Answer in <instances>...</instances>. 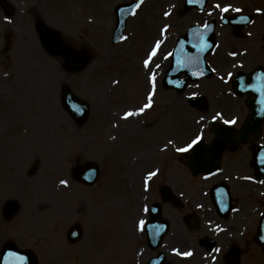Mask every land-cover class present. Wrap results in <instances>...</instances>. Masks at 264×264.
Masks as SVG:
<instances>
[{
	"label": "rangeland",
	"instance_id": "1",
	"mask_svg": "<svg viewBox=\"0 0 264 264\" xmlns=\"http://www.w3.org/2000/svg\"><path fill=\"white\" fill-rule=\"evenodd\" d=\"M9 1L16 7L13 17H6L0 7V252L5 243L15 242L21 248L33 250L39 264H143L140 254L146 261L162 246L151 251L145 235L136 230V224L146 217L143 207L161 202V197L159 188H153L151 193L143 189L139 173L132 176L138 183L134 187L127 174L129 161L120 154L117 162L118 154L110 153V149L115 150L111 147H115L112 141L117 135L115 124L122 127L119 135L127 137L144 132L140 126L143 120L153 121L158 130L164 128V140L172 139L180 147L201 128L209 139L207 121L217 112L226 119L236 116L238 121L243 120L246 115L243 101L233 96L232 79L229 82L224 79L230 71L235 75L238 70L250 71L258 64L264 65L261 40L251 43L248 40L256 34L253 29L256 26H251L252 33L245 39L233 36L227 27H217L220 45L209 57L216 73L198 82L202 86L200 93L209 100L205 113L188 102V92L194 89H188L182 99L176 91L161 89L168 62L160 54L170 51L177 36L190 24L221 15L214 4L238 3L231 5L242 9L245 2L211 0L206 11L194 10L179 16L180 0H144L137 14L128 21V39L112 45L115 6L130 0ZM166 11L170 13L167 17ZM260 19L258 16L255 23ZM38 20L58 30L67 47L90 55L84 70H70L62 54L51 55L45 49L36 29ZM164 25L169 27L162 37L160 29ZM165 37L169 38L168 42H164L155 58L161 64L156 70L159 89L154 96L155 105L128 123L122 118L123 112L141 106L140 100L148 91V85L143 82L142 60L155 40ZM232 52L236 55H230ZM65 86L90 104V117L83 125L76 123L62 105ZM201 116L206 119L198 125ZM131 126L139 127L140 133H134ZM159 133L145 131L144 135L146 144L156 149L152 169L159 167L164 172L160 182L176 183L175 192L189 201L190 208L196 209L206 222L215 216L208 209H213L208 189L216 180L233 182L237 210L227 220L216 219L217 225H225L233 238L247 237L240 240L247 249L243 264H264V253L254 242L264 208V183L254 177L249 165L250 146L241 149L235 160L225 158L218 177H198L192 181L189 170L179 162V155L171 154L174 147L169 146L168 153L162 152L159 149L162 144L158 148L150 138ZM261 141L264 142V131ZM105 145L110 147L109 151ZM103 153L105 157L101 156ZM160 157L164 158V167H160L163 162ZM88 161L101 164L100 178L104 176V180L85 190L69 173ZM61 180L69 185L61 184ZM10 198L16 199L20 208L6 219L3 204ZM72 207L77 208L73 216ZM200 207L203 209H197ZM74 222L81 223L84 236L70 244L66 232ZM205 230H209L206 225ZM171 231L162 250L172 264H188L168 251L181 243L176 235L177 221L172 220ZM180 236L182 241L190 238L187 234ZM190 246H182L181 251Z\"/></svg>",
	"mask_w": 264,
	"mask_h": 264
},
{
	"label": "flooded vegetation",
	"instance_id": "2",
	"mask_svg": "<svg viewBox=\"0 0 264 264\" xmlns=\"http://www.w3.org/2000/svg\"><path fill=\"white\" fill-rule=\"evenodd\" d=\"M243 1L245 2V6L243 7L242 12L252 14L253 20L244 27V36L242 38L245 39L248 35H250L249 33H252V31H251V29L253 28V27H251L252 25L256 26L255 28H253L256 30V34H253L252 37H250L248 40H250V43H251V42H257V39H260L261 40L260 42H262L261 47H263V49H264V17L262 15V13L264 11V0H243ZM258 16H260L261 19L258 20L257 23H255ZM204 79H206V78H204ZM198 82L188 84L186 91H188V89H194V90H191L189 92H192V93L200 92L201 84L199 85ZM161 85H162V83H161ZM161 89L163 91H176L175 89H167V88L163 87V85H162ZM201 89H202V86H201ZM177 94L179 96L183 95V93L180 94L178 92H177ZM140 101L142 103H145L146 102V96L144 97L143 100H140ZM123 105L124 104H122L121 106H123ZM243 105L247 111L246 105L244 103H243ZM243 105L241 104V106H243ZM150 110H151V108L145 110V112L150 111ZM126 111H130V110H125L123 112V114ZM226 112H227V110H226ZM144 113H142L140 115H143ZM132 117H133L132 119H130L131 117H129L128 119H124V120H126L128 123H130V122L136 121V119H138L140 116L136 115V116H132ZM243 122H244V118H243V120H240V121L237 120V123L235 124V126L240 127L243 124ZM153 123H154L153 121L143 120L142 123L140 124V126L144 128V132L141 133V135H139V136L133 135V136H127V137H122L119 135L121 130H122V127H120L119 123H116L115 128H116L117 135L112 137V141L115 145V147L113 146V148L115 149L114 153L118 154V158H120V154H122L129 161L127 174L129 176L128 179L129 180L131 179V182H133L132 185L134 187H137L138 183L135 182L136 180L132 179V176H135L138 173L141 174L140 177H141V181H142V186L145 187L144 182H145V179L147 178L148 172H150V171H156L157 172V175L155 177H152L150 180H148L146 192L151 193L153 188L154 189L159 188V194L161 197L160 203H161L162 214L168 218L170 225H171V229H172V220L178 222V231H177L176 235L181 240L180 245L177 244L176 245L177 247L174 246L168 251H170V253H173L179 259H181L182 263H188V264H214L216 262L213 261V257H216L218 259V261L221 262L222 264H226L225 256L228 253V251L231 248H233L234 246H235V248H237V250L242 251V256L245 255L247 252V249L240 242V240H243L247 237H241L240 236V239L233 238L231 235L232 231H228V229L225 225H223V224L217 225L219 222H217L216 219L227 220L229 218L222 219L214 211L215 216H213V220H212L213 222L212 221L206 222V220H204V218H202L199 230L193 231V230H195L194 225L191 224V226H190V224L187 223V220L189 219V215L193 214V212H196L197 210L194 208H190V202L185 201L182 198H180V199H182V202L180 200H177V202H175V203H173L171 201L164 202V200L162 199L163 198L162 190L164 189V184L162 182H160L164 178V172L161 171V169L159 167H155L152 169V166H151L152 165V158H153L154 153H156V149H154L153 145L146 144L147 140L145 138L144 133H145V131H148L149 133H153L154 130L160 132L159 135H156L155 137L150 136V138L155 141L158 148L162 144V146L159 148L162 152L165 151L166 153H168L167 150L169 149V146H172V145H168L167 147H165L167 145L166 144L164 146V143H167V141L164 140V128H160L158 130V126L154 125ZM207 123H208V125L210 124L209 120L207 121ZM131 127H132L131 130L133 129L134 133H140L139 127H135V126H131ZM208 131H209V135H211V137L207 140L210 141L212 139V133L209 130V126H208ZM158 142H162V143H158ZM124 145H126V146H124ZM245 146H246V144H238V148L236 151L226 152L223 156V163H224L225 158H227L228 156L231 157L233 160H235V158H237L238 153ZM127 149L129 150V152H127ZM176 153H177V155H179L178 160L181 163L180 159L182 157V153L180 154V153L175 151V148L174 149L172 148L171 154H173V156H174ZM101 156L104 157V153L101 154ZM160 158L163 160L160 167H164V158L163 157H160ZM181 164L183 166L187 167L185 164H183V163H181ZM221 166L223 168V164ZM221 166H220L219 172L213 176H210L209 178L214 177V176L218 177L220 175V173L222 172ZM74 170L75 169L73 168L71 174L69 173L70 177H72V178L75 177V171ZM118 170H120V169H118ZM188 170L191 174V177L193 178L192 181H194L198 177H202L203 179L207 178V176H205V175L195 177L192 175V171L189 168H188ZM99 179H100V177H99ZM217 182H218V180H216L214 183H217ZM227 182L230 185V190H231L232 196L234 198L233 199L234 206L231 210V213H232L233 211L237 210L236 209L237 208V206H236L237 200L233 194L234 193L233 189H235V187H234L233 182L230 183L228 180H227ZM80 184L82 187H84V189L87 187V185H85L84 183H80ZM173 184L169 183V185L172 187V189L177 192L178 186L176 183H173ZM209 190H210V188L208 189V192H209ZM153 204H154V202H151L150 205L146 206L148 208V211L143 210V213L145 212V214H146V217H144V219H142L145 222L143 229L141 230L140 226L138 227L136 225V229H139L141 234H143L145 236H146L145 224L150 219V209H151V206ZM144 205H147V204H144ZM173 208L175 211L173 210ZM143 209H144V207H143ZM208 209H209L210 213H212V209H210V208H208ZM231 213H230V215H231ZM4 216H5V213H4ZM205 225L208 226L209 230L204 231ZM180 233L187 234V235H189L190 238L188 240L183 238V241H182V236H180ZM205 236H210L211 238H213L215 240L214 247H213V249H211L212 251L209 250L210 243L208 244L206 242L201 241V239L204 238ZM164 245H165V241H164ZM185 245H188V246L191 245V246L189 248H186L185 251H181V247L185 246ZM217 248H219L221 251L220 252H214L213 250L217 249ZM173 249H177L180 252L190 251L192 253V255L189 257L177 255L173 251ZM164 254H165V252H164ZM165 256H166V260H165L164 264H170V263L172 264V262L169 261L168 256L166 254H165ZM196 259H200V260L196 261ZM185 260H188L189 262H187ZM242 261H243V258H242ZM175 262H176V259H175ZM241 264H242V262H241Z\"/></svg>",
	"mask_w": 264,
	"mask_h": 264
},
{
	"label": "water",
	"instance_id": "3",
	"mask_svg": "<svg viewBox=\"0 0 264 264\" xmlns=\"http://www.w3.org/2000/svg\"><path fill=\"white\" fill-rule=\"evenodd\" d=\"M207 0H205L206 3ZM204 4H199V3H194V4H189L186 3L185 10H188L196 5L203 7ZM0 4L5 8V9H11V5L7 2V0H0ZM133 6V4L130 5H122L120 6L119 10L121 8L124 9H130ZM11 13V11H9ZM120 13V11H119ZM130 14L129 11L120 14L119 16V21L118 25L114 31V42L119 41L117 39L118 36L124 35V29L126 26V19L128 15ZM230 20H226V22H229ZM213 24L211 27V32L208 37V43H210L212 46H214V40H213V33H212V28ZM194 28L190 29V32H192ZM45 31V30H44ZM45 40L46 42H50L51 46L55 48V51L57 53L63 52L64 56L68 60L70 64V68L74 70H81L84 69L87 65L88 58L75 53L72 50L66 49L62 46L60 42V35L58 32L54 30H47L45 31ZM190 38V37H189ZM189 38H181L180 41L184 42V46H186V50L188 51L189 48L191 47L190 45V39ZM194 40H196V37H194ZM54 41V42H53ZM53 44V45H52ZM177 54H179V48L175 51ZM193 53V52H189ZM202 62L204 63V60L202 58ZM183 70V69H181ZM180 70V71H181ZM185 70V69H184ZM173 72V71H172ZM179 72V71H178ZM264 73V69L262 67H259L256 69L254 72L251 74H242L240 73L238 77L235 80V91L239 95H243L245 93L248 94L249 99L247 101L248 105H250V110L251 114L247 118L246 123L244 125V128L241 131H236L234 128L227 126V125H219L216 131V137L213 140V143L211 144H205L204 142H201L200 147L195 151V152H190L188 159L186 162L192 167L193 171L195 174L200 173V172H210L211 170H214L219 166L220 158L222 156L223 151L225 150L226 147H229V149L232 148V144L235 143L238 139L245 140L247 139V135L251 132L255 134L252 140H256L257 137L259 136L261 126L264 122V104L260 103L261 97L258 92H255L252 90V88H241V80H243L244 84L246 85H254V86H261L264 85V79L261 80H256L254 77H256L258 74ZM176 76L177 74L171 73L170 76ZM168 77V78H169ZM167 78V79H168ZM176 81L178 79L176 78ZM251 96H254V98L251 99ZM198 101H201L200 98L197 99ZM63 103L66 109L79 121V122H84L86 118L88 117L89 114V107L87 104L83 103L81 100H79L74 94L70 92L68 88L64 90L63 94ZM203 105V102H201ZM78 109V110H77ZM253 159L251 161L252 165L256 168L258 176L264 177V147H259L255 146L253 148ZM86 172V178L87 182L93 183L96 180V177L98 175V169L94 164H90L87 168ZM88 175V176H87ZM227 188L223 187H215L212 190V197H213V202L214 204L221 210V208H227L228 206V197H227ZM12 208V207H10ZM154 220H160L159 218V213H156ZM155 225V224H154ZM153 229V228H152ZM152 229H149L151 231ZM260 234L257 237V240L264 246V219L262 220V224L260 226ZM167 229H164L162 233L160 234V237L156 240H154L151 236L149 237V241H153V247L156 248L164 234L166 233ZM81 231L80 229H74L73 232L71 233V236L73 240H78L80 238ZM16 252L19 255H22L25 257V264H36V257L34 253L28 250H20L13 244H7L2 252V258H1V264H4V255L7 252Z\"/></svg>",
	"mask_w": 264,
	"mask_h": 264
},
{
	"label": "snow or ice",
	"instance_id": "4",
	"mask_svg": "<svg viewBox=\"0 0 264 264\" xmlns=\"http://www.w3.org/2000/svg\"><path fill=\"white\" fill-rule=\"evenodd\" d=\"M187 3L189 4H194V3H199V4H204L205 0H187ZM143 4V0H134L133 6L130 9H124L121 8L119 11L121 13H125L127 11H130L133 15L136 14V11L141 7V5ZM214 9L218 10L219 13L222 14H227L230 11L232 12H236L239 13L241 12V9L239 8H233L231 4H225V5H221L220 3H216L213 5ZM209 15H211L212 13L209 12ZM170 13L169 12H164V16L167 17L169 16ZM221 21H225L226 17L224 15L220 16ZM247 21V17L241 16L240 17V21L239 22H245ZM168 25H164V27H162L160 29L161 32V36L164 37L165 33L168 30ZM204 29H208L209 25L207 23H205L203 25ZM196 36V43L192 44L193 48H196L199 50V52H206L208 51L210 48H212V45L210 43H208L205 35L203 32L197 33L195 34ZM118 40H127L128 37L127 36H123L120 35L117 37ZM164 39H158L155 40L154 44L150 47V50L147 51L145 58L142 60V67L145 70V83L149 86L148 91L146 93V102L142 104V106H140L139 108H137L134 111H126L123 115V119H128L129 117L132 116H136V115H140L142 113L145 112V110L149 109L152 107L153 105V97L156 94V80H157V69H160L161 64L160 63H156L155 62V58L158 55L159 50L161 49V46L164 44ZM163 60H167L170 62L171 64V71L173 72H178L181 69H191V68H195L196 71H192L191 75L193 76H203L205 73L203 70L200 69V64H201V60L199 56H193L191 53H189L185 47H184V42L180 41L179 42V54H177L174 51H169L167 53H161L160 54ZM230 55L235 56L236 53L232 52L230 53ZM171 58V60H170ZM242 67V65H241ZM212 71H215L214 69H212ZM228 76L231 77L232 73L229 72ZM221 79L223 80L224 78L221 77ZM254 79L256 80H261L264 79V73L258 74L256 77H254ZM114 83H118V81H114ZM169 83H173V81H169ZM252 88L253 91L258 92L260 94L261 100L260 103L264 104V85H261L259 87L254 86V85H246L244 84L243 80H241V88ZM192 96H195V93H192ZM78 110V109H77ZM218 118H222V114L217 112L215 113L212 117L211 120L212 121H216ZM205 117L201 116L199 118V120L196 122L198 125L202 124L203 122H205ZM223 123L226 125H235L237 123V118L233 117L232 119H224ZM203 140V129L201 128L197 133L194 134V137L190 139V141L186 142L184 144V146H180V147H176L173 143L172 139H169L167 141V145L165 147H167L168 145H172L175 148V151L178 153H190V152H195L201 145V142ZM157 175L156 171H150L147 174V178L145 179V190H147V185H148V180H150L152 177H155ZM245 179H249L248 177H245ZM61 184H67L66 181L61 180L60 181ZM261 183H264V181H261ZM144 211H148V208L145 206ZM144 221L141 220L139 222V226L141 228V230L143 229L144 226ZM262 239H264V237H262ZM173 251L177 254V255H181L184 257H189L192 255V253L190 251L187 252H180L177 249H173ZM214 252H220L221 250L219 248L214 249ZM4 264H25V257L22 255H19L16 252H7L4 257ZM215 259V257H213V260Z\"/></svg>",
	"mask_w": 264,
	"mask_h": 264
},
{
	"label": "bare ground",
	"instance_id": "5",
	"mask_svg": "<svg viewBox=\"0 0 264 264\" xmlns=\"http://www.w3.org/2000/svg\"><path fill=\"white\" fill-rule=\"evenodd\" d=\"M180 2H181V0H180ZM155 23H156V22H155ZM155 23H154V24H155ZM132 118H133V117H131L130 119H132ZM176 262H177V261H176Z\"/></svg>",
	"mask_w": 264,
	"mask_h": 264
}]
</instances>
